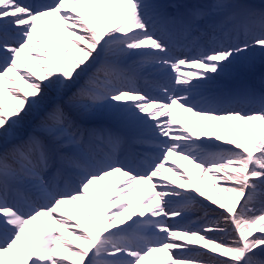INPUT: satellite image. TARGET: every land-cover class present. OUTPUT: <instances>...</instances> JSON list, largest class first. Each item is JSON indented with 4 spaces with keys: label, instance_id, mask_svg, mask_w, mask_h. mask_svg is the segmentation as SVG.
<instances>
[{
    "label": "snow or ice",
    "instance_id": "6c2138e0",
    "mask_svg": "<svg viewBox=\"0 0 264 264\" xmlns=\"http://www.w3.org/2000/svg\"><path fill=\"white\" fill-rule=\"evenodd\" d=\"M258 66L264 0H0V264H264Z\"/></svg>",
    "mask_w": 264,
    "mask_h": 264
},
{
    "label": "bare ground",
    "instance_id": "6f19581e",
    "mask_svg": "<svg viewBox=\"0 0 264 264\" xmlns=\"http://www.w3.org/2000/svg\"><path fill=\"white\" fill-rule=\"evenodd\" d=\"M257 69H261L262 71H264V67H261V66H258ZM257 78H258V77H257ZM174 159H176V163H177L178 165H181V166H183L184 168L191 169V165H189L187 161L181 160V159H179V158H174ZM169 175H171V174H169ZM173 178H174V177H173Z\"/></svg>",
    "mask_w": 264,
    "mask_h": 264
}]
</instances>
